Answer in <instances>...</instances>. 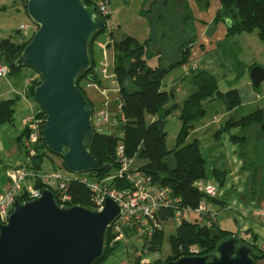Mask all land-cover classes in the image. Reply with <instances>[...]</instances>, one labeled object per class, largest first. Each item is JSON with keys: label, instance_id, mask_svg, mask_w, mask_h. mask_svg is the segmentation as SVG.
I'll use <instances>...</instances> for the list:
<instances>
[{"label": "trees", "instance_id": "obj_1", "mask_svg": "<svg viewBox=\"0 0 264 264\" xmlns=\"http://www.w3.org/2000/svg\"><path fill=\"white\" fill-rule=\"evenodd\" d=\"M182 1L186 10V15L182 17V21L187 19L193 30L192 13L186 1ZM209 1L196 0L203 7H206ZM218 1L220 8L216 12L215 21H226L227 36L237 32L256 30L258 38L264 42V0ZM20 2L24 4L22 5L26 12V0H20ZM82 2L88 8L94 7L92 0H82ZM166 3L162 2L160 4L161 10H159L155 19L149 17L153 31L149 39L141 42L132 36H125L119 40H115L113 43L115 50L113 72L119 85L121 96L120 107L126 121L120 126V135L97 131L92 124L93 136L90 141L86 140V143H89L90 151L100 165V168L99 170H89V173L96 178H102L110 170L118 166L115 150L118 141L121 140L126 156L143 161L139 165H136V161L134 163L139 169L150 175L154 183L160 186H169L172 195L179 199L181 207L195 209L202 200H216L217 197L207 196L199 191L195 185L196 181L207 177L205 159L203 158L198 140L193 139L186 142V137L193 128V123L205 113V102L219 98L223 101L226 110H232L240 106L242 93L240 89L231 86L225 92H221L218 90L214 76L204 70L192 69L189 74L193 85L192 90L181 103L173 101L174 96L171 97L170 92L163 89L162 80L174 67L188 62L191 54V43L195 41L196 36L188 37L187 33H182L185 38L188 37L190 39H184L183 43L179 45L180 52L178 59L170 62L168 66L161 64L150 65L148 63V47L153 40H156L155 34L157 31H160V35L161 33L165 34L166 37L169 32L174 30ZM160 16H163L164 20L159 19ZM105 28L97 30L90 37L88 43L90 65L87 69L81 70L76 76L75 84L83 90V93L85 89L81 85L82 81L96 82V74L93 71L95 66L93 48L96 38ZM192 33L194 34L193 31L190 34ZM30 39L31 37L29 39L14 41L10 36L0 38V63H6L9 66L10 62L19 55ZM238 51L239 49L232 53L237 54ZM243 66V63L236 60L234 64V82L241 77L244 71ZM19 71L20 69L17 71L10 69L9 74H17ZM38 82H33L28 87L27 94L33 100V84ZM86 100L91 106L92 113L93 103L91 100L90 103L87 98ZM34 102L41 108L35 100ZM13 103V99L0 101V124L12 121ZM176 111L180 120V128L176 136L175 145L172 148H168L166 145L167 131L165 125L167 117ZM38 115L45 116V113L41 110ZM149 116L154 118L149 119ZM249 124L264 126V114L261 109H254L252 112L236 120L229 119L227 127L217 130L215 136L217 137L219 132L223 130L229 131V128L232 126L238 125L244 127ZM42 129L41 127V132ZM25 133L24 129L18 137L20 147L22 146V139ZM236 137L238 135L232 134L230 136L232 140ZM49 152L43 138L40 137L39 144L36 146V153L31 157V166L37 170L41 169L44 159H46V155ZM212 174L222 184L224 173L213 170ZM261 184L262 182L255 180V187L257 188H255L256 194H254L257 201L263 198V195H259L256 192L261 187ZM34 185L41 189L45 188L40 179H37ZM126 185V181H118V186L124 187ZM49 189L52 190L55 200L58 201L56 190L52 187H49ZM67 191L71 196V200L66 203V206L79 204L93 209L91 191L84 183L73 178L68 184ZM24 199L23 196L19 197L20 201H24ZM158 215L162 220L167 221L170 218H174V209L171 207L161 208ZM201 219L202 221H191L181 218L175 232L168 239L171 248L170 254L164 259L160 257L154 258L148 264H166L168 260H174L180 256L208 254L215 250L217 243L221 239L236 234L218 228L215 226L214 221L208 226L204 221L205 218L201 217ZM109 229L110 227L105 232L103 253L95 264H101L117 245L116 243L111 246L105 245ZM163 236V229H157L153 232L151 239L147 241L148 252L159 251ZM241 242L248 243L251 246L254 262L256 258L262 255L255 247V242L249 243L244 239H241ZM194 246L197 247V251L193 250Z\"/></svg>", "mask_w": 264, "mask_h": 264}, {"label": "water", "instance_id": "obj_2", "mask_svg": "<svg viewBox=\"0 0 264 264\" xmlns=\"http://www.w3.org/2000/svg\"><path fill=\"white\" fill-rule=\"evenodd\" d=\"M26 13L37 28L9 67H29L41 76L33 84V98L45 113V145L62 155L71 172L99 170L86 143L93 136L91 106L75 79L90 65V37L106 22L82 0H26ZM248 75L253 89L258 88L264 82V66L254 64ZM119 213L110 197L97 209L59 205L48 188L30 200L15 199L6 222L0 223V264H95L103 253L105 232ZM166 264L255 262L251 246L232 234L208 254L180 256Z\"/></svg>", "mask_w": 264, "mask_h": 264}, {"label": "crops", "instance_id": "obj_3", "mask_svg": "<svg viewBox=\"0 0 264 264\" xmlns=\"http://www.w3.org/2000/svg\"><path fill=\"white\" fill-rule=\"evenodd\" d=\"M184 1L188 4L192 13V28L193 32L197 35L195 42L191 44V54L186 63L188 69H190L192 67L196 68V60L203 58L205 54L212 51L216 43L221 51L224 50L221 44L233 43L226 41L228 37L226 21L220 20L222 22L219 32L217 34L213 32L216 24V12L220 8L218 0H210L206 7L199 5L196 0ZM149 2L150 0H109L110 12L107 16L108 25L96 38L93 48V58L95 60L93 71L96 74V83L99 85L100 90L103 91V93H101L93 88L95 92L102 97L100 105H97L98 107L105 102L104 107L110 112H115L116 109L121 106L119 85L113 72L115 56L113 43L115 40H119L125 36H132L141 42L151 37L153 31L151 29L149 15L143 11V9H147ZM163 2H167L166 4H168L169 0H164ZM29 19V16L19 0H0V38L10 36L12 40L19 41L20 39H14V35L18 34L19 37H22V31L19 29L20 25H27L32 28ZM208 29L209 31L206 35H203V32ZM195 34L193 36H196ZM160 38L161 41H163L165 39V34L161 33ZM156 42L157 40H153L148 47L147 61L150 65L162 64L165 60L170 61L174 55H171L170 52L167 58V54L165 55L163 50H156L154 48ZM96 44L99 47L98 53H96ZM103 50L107 51L109 57V66L105 74L98 71L103 61ZM198 69L204 70L201 68ZM19 73L20 75H18ZM19 73L9 74L6 77L0 78V101L4 99L14 100L12 121L0 124V192L8 184V169L18 165L24 160V154L19 145L18 137L24 131V118L28 114L30 106L35 105L34 100L28 96V94L25 95L24 93L26 81L31 72L26 71L21 73L20 68ZM185 74L182 66H179V71H169L162 80L163 89L167 90V87H169V92L173 91V101L175 102H179L176 100L177 94L185 91V96L181 98L184 100L189 93L187 90L189 83H187V80L183 79L188 76ZM232 82H234V80L228 81V85ZM248 86H250L254 92L251 82L242 86H231L241 90V104L232 110L225 111L226 118L223 124H219L218 122L219 126L216 125L213 131L210 129V124L217 123L209 122V120L204 123L196 122L185 141L187 142L193 139L198 140L203 158L205 159L207 174V177L202 180L210 181L219 187L220 195L217 199L206 201L215 212V226L236 234L244 231V240L249 243L255 242V247L262 254L260 257L256 258L255 264H264V250L259 246L261 243H264V126L262 127L259 124H255V144L257 142V145H255V155L251 152L249 144L247 145V150L249 152L248 157H250L248 165L245 163L244 157L239 155L238 147L243 140H241V137H236L234 140L230 138V135L234 133L233 131L241 129L238 125L230 127L229 131L223 130L219 132L217 137L215 136L217 130L227 127V121L229 119H234L233 114L231 115L232 112L242 109L243 106H249L250 101L248 99H251L252 96L248 94ZM212 102L214 101L209 103ZM246 109L247 111L249 110V113L253 111L250 107ZM254 109H261L264 114L263 107L255 106ZM213 115L219 114H212L211 119ZM170 116L178 117V112L176 111L169 115L167 120ZM148 118L153 119L154 117L149 116ZM220 120L221 118L219 121ZM134 161H136V165L143 162L138 161L136 158H134ZM253 162L255 166L252 164ZM114 170L115 169L110 170L109 173ZM213 170L224 173L222 184H220L217 178L212 174ZM255 180L262 182L260 185L261 187L256 191L257 194L263 195V198L259 201H257L255 197L253 198L255 188H257L255 187ZM249 181L250 183H248ZM196 214L195 212H187L184 218L191 221H202L201 217ZM123 228L124 236L120 240L113 239L115 241L114 244L116 243L117 245L101 264H126L127 261L131 260L134 264H148L154 259L149 256L151 252L145 255V257H149L147 258V262L143 263L139 258H135L134 253L142 245V242L130 225L125 224ZM120 244L121 246L122 244L124 245L122 247L123 249L119 252L120 257L118 259L113 258L109 261L110 257L115 253V249L118 248ZM133 257L134 259H132ZM150 258L151 260H149Z\"/></svg>", "mask_w": 264, "mask_h": 264}, {"label": "built area", "instance_id": "obj_4", "mask_svg": "<svg viewBox=\"0 0 264 264\" xmlns=\"http://www.w3.org/2000/svg\"><path fill=\"white\" fill-rule=\"evenodd\" d=\"M92 3L96 8V15L105 19L107 26V16L110 12L109 0H92ZM20 28L25 30L26 26L21 25ZM102 55L103 61L98 71L105 74L109 66V57L106 50H103ZM182 68L185 73L193 69V67L188 69L186 63L182 65ZM9 72V66L6 63H0V78L8 76ZM36 74L38 75V73ZM32 81V78L27 79L25 95H27L28 87L32 84ZM86 88H94L103 93L95 81L84 80L83 89ZM104 105L105 102L100 107H93L91 120L94 128L97 131L120 135V126L126 121L121 107L119 106L115 112H110ZM41 110L38 105H32L24 118L26 133L21 146L24 160L7 171L8 184L0 192V223L6 222L13 209L15 199L23 196L24 201H26L40 195L42 189L34 185L37 179L41 180L45 188H54L57 192V203L66 206V203L71 200L67 188L73 178L84 183L90 189L93 207L96 209L103 206L106 197H110L118 203L120 213L109 226L112 228L113 238L114 240H120L124 236L123 226L125 224L130 225L142 242V246L135 251L134 256L143 263L147 262L145 257L148 253L147 241L151 239L153 232L162 229L163 224L166 222L158 217L161 208L171 207L174 209V218L178 222L185 217L187 212H195L202 218L204 217V221L208 226L215 221V212L205 200H202L195 209L181 207L179 199L172 195L169 186H160L154 183L150 175L135 165L133 158L126 156L121 140L118 141L115 150L118 166L113 172L107 173L102 178L94 177L89 171H69L64 165L63 157L58 154H56V157L59 160L54 163L52 168H44L43 166L39 170L33 168L31 157L36 153V146L39 144L40 137H42L41 127L43 128L45 121V116L38 115ZM211 122L218 123V115H213ZM118 181H126L127 185L120 187ZM195 185L199 191L209 197L220 195L219 187L210 181L201 179L196 181ZM236 235L240 239H244L245 233L242 231ZM259 246L264 250V243ZM126 264H134V262L131 260L127 261Z\"/></svg>", "mask_w": 264, "mask_h": 264}, {"label": "rangeland", "instance_id": "obj_5", "mask_svg": "<svg viewBox=\"0 0 264 264\" xmlns=\"http://www.w3.org/2000/svg\"><path fill=\"white\" fill-rule=\"evenodd\" d=\"M163 1L164 0H150V2L148 3L147 9H145V10L143 9V11L146 14H148L149 17L155 19L159 13V10H161L160 4ZM19 2H20V0H19ZM22 4L23 3H21V5ZM167 6H168V11H169V16L171 18V25L173 26L174 30H172V32H169L163 41H161V39H160V31H157V33L155 34L157 42L155 43L156 45L154 47L156 50L157 49L163 50L164 54L165 55L167 54V58H168L170 52H171V55L174 54L170 61L165 60L161 64L163 66H168L170 62L178 59L179 52H180V49H179L180 46L179 45H181L183 43L184 39H188V40L190 39L188 37L185 38L182 35V33H187V35H191L190 33L193 31L191 29L190 23L187 19H185V21H182V17H185V15H186V10L184 8V2L182 0H177V1L169 0V3L167 4ZM159 19L164 20L163 16H160ZM29 20H30V23L32 24V28L28 27L27 25H25L26 26L25 30L23 28L21 29L19 27V29L22 31L21 35L23 38L19 37L18 34H15L14 39L24 40L26 38L29 39L30 37H32L37 26L35 25V23L31 19H29ZM221 22L222 21H220V20L216 21V24H215V27L213 30L214 34H217L219 32ZM165 31H166V29H165ZM208 31H209V29L204 31L203 35H206V33ZM11 33L14 34L13 32H11ZM196 37H197V35H196ZM226 41L233 43V44H228V43L221 44L222 49H224L225 51H221L220 47H218V44L216 43L215 48L212 51H209L207 54H205L203 58L196 60V65L198 68L204 69V71H206L209 74H211L212 76H214V78L216 79L217 85H218V90L221 92H225L226 90H228L230 88V86H233V85L234 86H242L248 82L250 83V78L248 75V71H249L250 66L252 64H255V63L264 65V42H262L258 38L256 30H253L251 32L234 33L233 35H229L227 37ZM194 42H192V43H194ZM170 46H171V48H170ZM95 47H96V53H98V50H99L98 45L96 44ZM238 49H239V51L237 52V54L232 53V52L237 51ZM236 60L243 63V65H244L243 70L244 71H243L241 77L237 81H235L233 83V85L231 83H230V85H228V81H231V80L233 81L235 78L234 64H235ZM197 67L193 68V69L199 70ZM172 70L179 71V66L174 67ZM26 71L31 72L28 76V79L29 78L33 79V81L31 83L38 82L41 80V76L39 74H38L39 75L38 76L36 74L37 72L35 70H33L29 67H25V66L21 67V73H24ZM190 71L188 73L186 72L185 75H188V76L186 78H183L184 80H187V83H189L187 86V90L189 92L193 88V85H192L191 80H190L191 77L189 76ZM18 75H20V73ZM81 85L84 86V81H82ZM248 87H249L248 94H250V96H252L251 99H248L250 101L249 106H243L242 109H238V110L232 112L231 115L233 114L234 120L239 119V118L247 115L249 113V110L247 111L246 108H248V107H250L251 110H254L255 106L256 107L261 106L264 108V82L258 88H256V89L254 88L255 90L253 89L254 92L257 91L256 93H254L252 91L250 86H248ZM169 89L170 88L167 87V91H169ZM84 93H85V96L88 99V101L90 103L92 101L94 107L95 106L98 107L97 105H100V101L102 100V97L98 93H96L93 88H86ZM185 94H186L185 91L183 93L177 94L176 100H178L181 103L183 101L181 98H183V96H185ZM90 99H91V101H90ZM248 100H246V101H248ZM212 101H214V102H212V103H209L211 101L205 102V104H204L205 113L197 121H195L193 123V126H195L196 122L204 123V122H207L208 120H209V122H211V115L214 113H218L219 119L221 118V120L219 121V124L224 123L225 118H226V116H225L226 108H225L223 101L219 98H216L215 100H212ZM220 115H221V117H220ZM214 123H217V122H214ZM216 125L219 126L218 123L217 124H210V126H211L210 129H212L214 131V127ZM238 127L241 129H237V131H233L234 132L233 135H238V137H241V140H243V141H241V145H239L238 150H239V155L244 157L245 163H247V165H248V162L250 161V157H248L249 152L247 150V148H248L247 145L249 144L251 152L254 155H255V145H257V142L255 144V124H249V125L244 126V127H242V126H238ZM178 128H179V118L176 116H170V118L167 120L166 125H165V129L167 131L166 145L168 148H172L175 145V140H176ZM246 135H248V136H246ZM21 149H22V147H21ZM253 150H254V152H253ZM252 153H251V155L253 156ZM56 156L57 155L55 153L49 152L46 155V159H44V162H43L44 167L45 168H49V167L52 168V165H54V163L57 160H59ZM252 164L255 166L254 162ZM248 183H250V181ZM254 197H255V194L253 195V198ZM93 209H96V208L93 207ZM178 223L179 222L176 218H171L163 224L162 229H163L164 236H163L161 247H160L159 251L151 252L149 254V256L151 258L160 257V258L164 259L167 257L168 254H170L171 248H170V243H169L168 239H169V236L175 232V229H176ZM107 234L108 235L106 238L105 245L111 246L115 242L113 240L114 235H113V231H112L111 227L108 230ZM123 246H124L123 244H122V246L120 244V246L115 249V251H114L115 253L110 257L109 261L112 260L113 258L118 259L120 257L119 252L123 249L122 248ZM140 247H139V249H140ZM193 250L197 251V247L194 246ZM146 258H149V257L146 256ZM151 258L149 260H151Z\"/></svg>", "mask_w": 264, "mask_h": 264}, {"label": "bare ground", "instance_id": "obj_6", "mask_svg": "<svg viewBox=\"0 0 264 264\" xmlns=\"http://www.w3.org/2000/svg\"><path fill=\"white\" fill-rule=\"evenodd\" d=\"M91 115H92V113H91ZM91 124H92V120H91ZM93 127V126H92Z\"/></svg>", "mask_w": 264, "mask_h": 264}]
</instances>
